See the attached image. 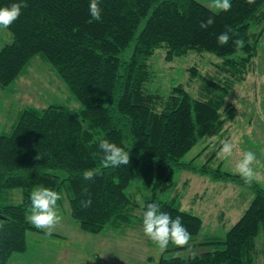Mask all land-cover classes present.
I'll list each match as a JSON object with an SVG mask.
<instances>
[{"label":"trees","instance_id":"16d2710c","mask_svg":"<svg viewBox=\"0 0 264 264\" xmlns=\"http://www.w3.org/2000/svg\"><path fill=\"white\" fill-rule=\"evenodd\" d=\"M19 2L0 0V8ZM24 2L27 7L7 29L11 42L0 49V86L7 87L40 55L80 107L24 109L12 130L0 134V264L27 250L29 231H41L28 219L37 187L60 193L59 212H68L84 232L99 234L134 221L143 227L147 204L157 203L173 218L180 216L191 237L198 235L203 228L198 215L182 210L175 197H159L173 187L175 174L186 170L243 186L252 198L218 242L223 246L199 256H162L158 264H256L264 188L255 179L246 184L238 173L220 166L207 162L198 167L183 158L201 140L223 138L229 131L226 123L237 117L226 99L251 73L264 32L263 26L258 28L264 21V0H230L227 12L198 0H99V21L89 13L90 0ZM209 17L214 23L202 29L201 22ZM228 28L231 39L221 45L217 37ZM236 39L244 42L242 48L233 43ZM158 48L167 61L190 51L212 54L223 77H208L192 66L190 75L213 93L194 96L182 84L167 94L151 90L149 60ZM101 139L129 151V164L105 168ZM89 169L96 172L93 180L83 178ZM136 179L148 193L139 205L140 216L128 192ZM15 189L21 190L19 203L10 201ZM89 198L91 206L82 208L81 201Z\"/></svg>","mask_w":264,"mask_h":264},{"label":"rangeland","instance_id":"374dc122","mask_svg":"<svg viewBox=\"0 0 264 264\" xmlns=\"http://www.w3.org/2000/svg\"><path fill=\"white\" fill-rule=\"evenodd\" d=\"M199 1L218 11L210 7L211 0ZM262 26L264 28V21L258 28ZM11 40V33L0 29V49ZM164 55V49L158 48L149 60L154 74L149 89L161 94H167L177 84H182L194 96L213 93L201 79L190 75L188 69L192 66L208 77H223L214 65L219 59L212 54L190 51L172 61H167ZM251 68V73L234 85L226 99L237 110L235 120L225 125L229 131L223 138L217 135L201 140L184 156L183 161L192 160L198 167L209 162L213 168L220 166L223 171L238 173L236 166L243 153L252 151L258 160L252 165L256 174L254 179L264 188V32ZM52 104L70 109L80 107L51 64L38 55L16 80L5 88L0 86V134L12 130L24 109H42ZM227 135L230 137L226 139ZM225 141L233 145L231 156L225 157L220 151ZM137 182L139 180L136 179L128 192L133 193L138 204L135 215L140 216L139 205L148 193ZM138 189L140 192H137ZM159 197H175L182 210L202 219L203 228L198 235L191 237L190 246L182 247L171 242L161 252L155 243H148L143 227H139L136 221L99 234L84 232L68 212L60 211L61 223L52 234L48 235L43 230L29 231L27 250L12 256L7 264H158L162 256H199L223 246L218 242L224 240L226 232L248 207L252 194L233 182L213 181L186 170L177 172L173 187ZM10 201L21 202V190H13ZM257 250L256 264H264V229L257 238Z\"/></svg>","mask_w":264,"mask_h":264},{"label":"clouds","instance_id":"9594fccd","mask_svg":"<svg viewBox=\"0 0 264 264\" xmlns=\"http://www.w3.org/2000/svg\"><path fill=\"white\" fill-rule=\"evenodd\" d=\"M246 3L252 4L254 0H246ZM27 3L20 0L19 3H12L10 6L0 8V29L7 30L21 15V9L26 8ZM210 7L227 12L231 9L230 0H211ZM102 9L99 6V0H90L89 13L91 17L99 21ZM214 23V19L209 17L206 21L201 22L202 29L208 28ZM232 31L228 28L218 37V43L225 45L231 39L229 33ZM237 48H242L244 42L240 39L233 40ZM99 148L104 153L102 163L105 168L119 167L128 165L130 161L129 151L109 142L107 139L99 141ZM221 153L227 157L231 156L233 145L225 141L220 149ZM258 163L256 154L252 151L243 153V158L237 164V172L246 184H251L255 178V172L252 165ZM85 180H93L96 172L94 170H85L83 172ZM85 192L87 189L84 190ZM61 199L60 193L47 187H37L30 196L32 213L29 217L30 222L36 229L43 230L46 234L51 235L56 226L61 223L62 216L57 208V201ZM92 200L85 199L81 201L82 208H88ZM0 221V226H2ZM143 232L145 236L155 243L161 252L165 251L170 242L178 246H190L191 234L183 225L181 217L173 218L167 212L161 211L157 203H149L143 213Z\"/></svg>","mask_w":264,"mask_h":264},{"label":"crops","instance_id":"0c3cea01","mask_svg":"<svg viewBox=\"0 0 264 264\" xmlns=\"http://www.w3.org/2000/svg\"><path fill=\"white\" fill-rule=\"evenodd\" d=\"M199 1V0H198ZM5 133V132H4Z\"/></svg>","mask_w":264,"mask_h":264}]
</instances>
